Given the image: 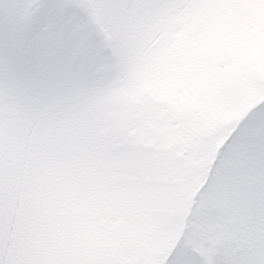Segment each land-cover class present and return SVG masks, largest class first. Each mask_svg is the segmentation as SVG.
Listing matches in <instances>:
<instances>
[{"label": "rangeland", "instance_id": "rangeland-1", "mask_svg": "<svg viewBox=\"0 0 264 264\" xmlns=\"http://www.w3.org/2000/svg\"><path fill=\"white\" fill-rule=\"evenodd\" d=\"M262 104L264 0H0V264H264Z\"/></svg>", "mask_w": 264, "mask_h": 264}, {"label": "snow or ice", "instance_id": "snow-or-ice-1", "mask_svg": "<svg viewBox=\"0 0 264 264\" xmlns=\"http://www.w3.org/2000/svg\"><path fill=\"white\" fill-rule=\"evenodd\" d=\"M261 107H264V104H262ZM169 264H172V262H169ZM175 264H180V261L179 260L175 261Z\"/></svg>", "mask_w": 264, "mask_h": 264}]
</instances>
